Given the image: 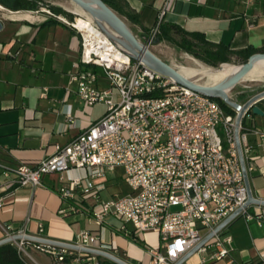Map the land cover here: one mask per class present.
Returning <instances> with one entry per match:
<instances>
[{
    "label": "built area",
    "instance_id": "2783aa9c",
    "mask_svg": "<svg viewBox=\"0 0 264 264\" xmlns=\"http://www.w3.org/2000/svg\"><path fill=\"white\" fill-rule=\"evenodd\" d=\"M51 17L77 30L74 24ZM160 23L161 19L151 32L150 43L154 42ZM78 33L81 54L71 82L77 84L78 95L86 106L107 107L104 117L68 145H57L51 156L15 169L0 166L1 173L12 177L13 186L33 189L43 186L45 176L59 175V192L64 202L60 215L81 212V205L94 199L95 204L86 214L96 226L102 228L105 219L112 216L123 223L121 231L129 235L155 232L162 247L149 250L152 264H176L246 204L247 190L234 139L236 116L227 114L214 98L177 85L116 46L123 60L103 58L89 50L86 38ZM93 67L103 70L110 82L109 90L96 88L98 75ZM247 132L248 129L242 134L241 124L245 159L250 156ZM251 163L249 158V174L253 171ZM118 169L123 171L131 192L99 201L105 185L98 181ZM247 210L241 213L247 221L256 218L263 225L260 216L254 217ZM127 225L132 226L133 233L126 229ZM42 232L43 225H39L36 237L44 238ZM19 234L27 235L21 230L8 237ZM231 242V237L220 232L199 252L213 247L211 258L221 261L229 255ZM26 243L56 264L64 263L66 257H71L70 263L74 264L82 258L88 259L89 264H99L94 256L21 241V245ZM73 244L108 252L99 236L90 231L77 235Z\"/></svg>",
    "mask_w": 264,
    "mask_h": 264
},
{
    "label": "crops",
    "instance_id": "0c3cea01",
    "mask_svg": "<svg viewBox=\"0 0 264 264\" xmlns=\"http://www.w3.org/2000/svg\"><path fill=\"white\" fill-rule=\"evenodd\" d=\"M122 3L131 18L118 15L143 41L150 40L161 19L165 34L176 42L198 35L197 40L204 38L232 52L264 51V0H122ZM80 54V34L56 19L20 17L14 24L4 26L0 33L1 167L15 169L21 164H35L51 156L57 145H68L104 117L107 107L86 106L78 95L77 84L71 82V76L78 71ZM93 69L98 75L96 88L109 90L110 82L103 70ZM113 98L118 100L116 90ZM246 121L250 126L247 138L253 165L250 186L254 197L264 200V116H251ZM1 172L0 169V240L21 230L36 237L39 225H43L44 238L73 244L77 235L90 231L99 236L108 252L129 264H152L149 250L162 247L157 233L129 235L121 231L123 223L112 216L105 219L102 228L96 226L86 214L95 204L94 199L83 203L81 212L60 215L64 202L57 174L45 176L43 186L33 189L13 186L12 177L6 178ZM120 179L128 187L121 169L99 180L105 189L98 200L108 201L117 195L116 184L121 183ZM247 213L260 216L263 225L256 218L247 221L245 215L232 220L221 231L222 236L232 239L227 257L213 260L215 248L208 247L184 264H264V207L251 206ZM126 229L134 232L130 225ZM47 262L53 264L49 259ZM77 264H89L88 259Z\"/></svg>",
    "mask_w": 264,
    "mask_h": 264
},
{
    "label": "water",
    "instance_id": "95a60500",
    "mask_svg": "<svg viewBox=\"0 0 264 264\" xmlns=\"http://www.w3.org/2000/svg\"><path fill=\"white\" fill-rule=\"evenodd\" d=\"M83 11L89 15L94 16L101 22L105 23L114 33H116L122 40H124L127 45L120 44L123 49L131 56L135 61H139L146 65L147 67L159 72L160 74L172 79L177 85L189 89L191 91L200 93L202 95L221 99L225 104L236 111L235 119V129H234V139L235 145L240 161V166L243 174L244 184L247 190V201L243 208L237 210L235 213L230 215L225 219L215 230L208 235H206L202 241L196 245L188 254H186L180 261L176 264H184L191 256L198 253L216 234H219L232 220L241 215L244 209L251 206H261L264 207V200L257 199L254 197L251 186L250 177L247 171L246 159L243 152L242 143L240 140V129L242 120L244 119L247 112L252 109L253 113L257 116H264V111L258 106L260 102L264 100V92H261L251 99H249L245 104L240 105L232 101L228 92L235 87L239 81L248 74L257 62L264 61V54H254L248 61L240 67V70L235 73L231 78L226 80L224 83L217 86L208 85H193L186 81L178 70L170 66L169 64L163 62L160 58L154 55L148 47L140 43L136 36L131 32V30L116 16L110 7H108L102 0L99 3L88 2L86 0H69ZM4 30V23L0 21V33ZM32 242L36 244L50 245L60 249L72 250L75 252L83 253L86 257H101L107 259L115 264H129L126 261L118 258L117 256L102 250L88 249L79 247L72 243H64L60 241H54L47 238H40L31 235H13L0 240V247L18 243V242Z\"/></svg>",
    "mask_w": 264,
    "mask_h": 264
},
{
    "label": "rangeland",
    "instance_id": "374dc122",
    "mask_svg": "<svg viewBox=\"0 0 264 264\" xmlns=\"http://www.w3.org/2000/svg\"><path fill=\"white\" fill-rule=\"evenodd\" d=\"M40 1L42 3L39 5V8L37 11H27V12H38V14H34V13L33 14H29V13L12 14L9 12V10L7 12L0 11V21L3 22L4 26L7 27L11 24H14L16 20L20 17H26V19L32 20L33 17L52 18L51 15H54L56 17H60L64 21H67L70 25H73L76 19H80V18L86 19V20L90 19L93 22L96 29L103 32L108 37V39L113 43L114 46L124 50L123 47L116 42L113 34L107 31L101 25L98 19H94L91 15L83 11L81 8H79L77 5H75L71 1L69 0H40ZM49 6L54 7V8H59L63 11V13H57L51 8H49ZM64 12L69 14L70 17L65 15ZM120 19L123 22H125L127 27L129 28L127 22L121 17ZM138 40L143 45L148 47V49L154 55L160 58L163 62L169 64L170 66L178 70L181 75L187 72L198 73V75L192 79V82L198 85H208V86L220 85L223 83V80L214 81L213 79H211V77L208 74L220 71L222 67L226 65L231 66V67L240 68L243 64H245L248 61L247 60L245 62L239 56H232L230 57L229 62L221 63L217 67H212V66L207 65L203 61L195 58L194 56L179 49L178 46L172 43L162 42V43L157 44L155 42L150 43L149 42L150 40L149 41H143L141 39H138ZM256 54H264V53H256ZM261 92H264V65L260 63L254 67V69L250 72L249 75L246 76V78L243 81H241L235 87H233L228 92V94L233 102L243 105L249 99H251L252 97H254L255 95ZM260 104L264 108V100L260 102ZM116 173H120V171H117ZM120 181L121 183L116 184V187H117L116 194L123 196L129 193V188L124 184L123 180L120 179ZM178 209L179 208H172V211H176ZM14 245L17 248L21 259H23V261L26 264H47L48 259L53 264L55 263L47 254L41 252L40 250H37L32 245H26V244L21 245V242L14 243ZM82 259H86V258H82Z\"/></svg>",
    "mask_w": 264,
    "mask_h": 264
},
{
    "label": "trees",
    "instance_id": "16d2710c",
    "mask_svg": "<svg viewBox=\"0 0 264 264\" xmlns=\"http://www.w3.org/2000/svg\"><path fill=\"white\" fill-rule=\"evenodd\" d=\"M108 7H110L114 12L119 15H125L127 18H131V16L123 10L122 0H102ZM42 2L40 0H0V5L3 8H6L10 11H37L39 5ZM57 13H63V11L59 8L50 7ZM65 13V12H64ZM68 17L69 14L65 13ZM191 39L183 38L182 41L176 42L172 40L169 36L165 34V29L162 22L159 25L158 33L155 37V41L157 43H161L163 41H168L176 46L184 52L194 56L195 58L203 61L209 66L217 67L221 63H227L232 56H239L245 62L248 58L256 53L257 51H243V52H232L228 48L223 47L222 45H213L208 43L204 38L197 40L198 35H191ZM198 49V50H197ZM197 50V51H196ZM264 53V51H262ZM94 70V69H93ZM95 72V70H94ZM96 73V72H95ZM159 93L155 94L158 96ZM220 106L225 110V112L229 115L236 116V111L230 108L227 104H225L221 99H215ZM258 106L264 111V108L259 103ZM248 115L256 117L253 113L252 109L247 112ZM247 117H244L242 120V134L246 129H249L250 126L247 123ZM250 156L246 155V162L249 163ZM28 245V243H26ZM71 257H66L65 263H69ZM97 261L99 264H115L107 259L97 257ZM0 264H26L23 259H21L17 248L13 244H7L0 247Z\"/></svg>",
    "mask_w": 264,
    "mask_h": 264
},
{
    "label": "bare ground",
    "instance_id": "6f19581e",
    "mask_svg": "<svg viewBox=\"0 0 264 264\" xmlns=\"http://www.w3.org/2000/svg\"><path fill=\"white\" fill-rule=\"evenodd\" d=\"M88 2H96L99 3V0H86ZM0 11H8L5 8H3L2 6H0ZM117 18L120 19V16L115 13ZM92 16V15H91ZM94 19V16H92ZM121 20V19H120ZM122 21V20H121ZM67 22V21H66ZM99 22L101 23V25L109 32H111L114 36V39L116 40V42L119 44H123V45H127V43L122 40L116 33H114L105 23L101 22L99 20ZM123 22V21H122ZM99 23V24H100ZM125 25L126 23L123 22ZM127 26V25H126ZM74 27L83 34V36L86 38L88 44L87 47L89 50H95L97 53L101 54V56L103 58H110V59H116V60H123L124 57H122L119 53L118 50L116 49V47H114L113 43L108 39V37L101 31L97 30L96 27L94 26L93 22L89 19H76V21L74 22ZM103 30V29H102ZM113 39V40H114ZM141 43V42H140ZM263 64L264 65V61H260L257 62L254 67L257 64ZM253 67V69H254ZM252 69V70H253ZM240 70V68L237 67H231V66H223L222 69L220 71H217L215 73H209L208 75L211 77V79H213L214 81L217 80H223V83L228 80L229 78H231L235 73H237ZM251 70V71H252ZM250 71V72H251ZM250 72L248 74H246L240 81H243L247 75L250 74ZM185 73V72H184ZM198 75V73L196 72H187L185 74L182 75V77L188 81L189 83L193 84V85H198V84H194L192 82V79L194 77H196ZM218 83V82H217Z\"/></svg>",
    "mask_w": 264,
    "mask_h": 264
}]
</instances>
